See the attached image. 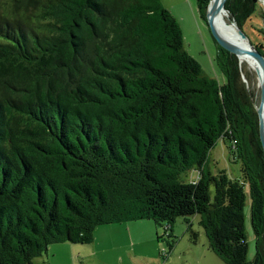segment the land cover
<instances>
[{
    "label": "trees",
    "instance_id": "trees-1",
    "mask_svg": "<svg viewBox=\"0 0 264 264\" xmlns=\"http://www.w3.org/2000/svg\"><path fill=\"white\" fill-rule=\"evenodd\" d=\"M195 2L207 22L210 0ZM257 3L228 0L226 11L244 30ZM218 49L223 85L159 0H0V264H34L52 245L93 244L98 226L144 220L171 252L179 218L194 244L199 218L225 264H264L255 90L244 57ZM219 141L239 178L212 173Z\"/></svg>",
    "mask_w": 264,
    "mask_h": 264
},
{
    "label": "rangeland",
    "instance_id": "rangeland-1",
    "mask_svg": "<svg viewBox=\"0 0 264 264\" xmlns=\"http://www.w3.org/2000/svg\"><path fill=\"white\" fill-rule=\"evenodd\" d=\"M257 1V10L251 17V19L245 24L244 31L249 36L252 44L259 50H261L259 48V45H262V49L264 51V0ZM159 2L163 7L167 8L177 20L183 34L184 48L187 53L201 65L204 75L216 80L220 85L225 84L226 79L222 74L217 62L219 53L218 46L216 45L211 36L207 22L201 17L195 0H159ZM226 12L228 13V11ZM226 20L228 22L231 21L230 15L226 17ZM263 51L261 50V52ZM244 66L245 70L252 77L251 87L255 90V101L258 103V77L256 73L248 66V64H244ZM229 157L230 155L228 148L223 144L222 141H219L210 155L209 166L212 173L216 174L219 171H226L233 179L239 178L241 175V167L239 164H234L233 162H230ZM197 177L198 172H191L189 173L187 178L185 177L184 179L187 181H192L193 179L196 180ZM244 217L245 233L249 248L248 260L253 261L256 256L257 240L251 223V202L249 198L247 199L244 208ZM198 222L199 218H192L193 229L198 232V234H201V241H204V243L207 245V237L203 228L198 225ZM184 226L186 227L183 218H179L175 226V235L178 236V238H180L181 228H184ZM112 227H115V225L98 226L95 230V241L93 244L76 246L81 249H87L89 252L92 253L94 261L90 262L89 260V263L98 264V258L96 255V253L98 252V256L100 259L105 260L106 262H108V264H115V249L112 248ZM159 232L160 235L163 234L162 230H160ZM113 236L115 238V233ZM179 243L180 240H178V244ZM158 245L165 248L163 252L169 253L168 247L166 245V240L159 241ZM200 247L201 244L199 248ZM96 248L97 252H95ZM142 252L147 255L153 254L151 249L149 248H146L142 251L140 250L139 253ZM120 253L121 252H118V254ZM180 259L181 260L174 259L172 260V262L165 261V263L164 260L161 259V264H183V258L180 257ZM131 262V264H139L138 259ZM204 264H207V262H205Z\"/></svg>",
    "mask_w": 264,
    "mask_h": 264
},
{
    "label": "crops",
    "instance_id": "crops-1",
    "mask_svg": "<svg viewBox=\"0 0 264 264\" xmlns=\"http://www.w3.org/2000/svg\"><path fill=\"white\" fill-rule=\"evenodd\" d=\"M175 226L171 235L177 239V243L173 250L168 253L167 258H164L162 253L165 248L158 245L157 235L160 233L152 221L144 220L115 224V227L111 228L112 248L115 249V264H131V261L137 259L139 264H161V259L165 263V261L172 262L174 259L181 260L180 257L183 258V264H204L205 262L207 264H225L216 254L208 250L204 241H201V234H199L197 243L194 244L189 239V233L185 226V229L181 228L180 238L175 235ZM178 240H180L179 244ZM200 244L201 247L199 248ZM76 246L79 245L70 243L52 245L47 255L35 259L34 264H91L89 260L90 262L94 261L92 253L87 249ZM146 248L151 249L153 254L139 253L140 250ZM95 250L97 252V248ZM118 252L121 253L118 254ZM96 255L98 264H108V262L99 258L98 252Z\"/></svg>",
    "mask_w": 264,
    "mask_h": 264
},
{
    "label": "water",
    "instance_id": "water-1",
    "mask_svg": "<svg viewBox=\"0 0 264 264\" xmlns=\"http://www.w3.org/2000/svg\"><path fill=\"white\" fill-rule=\"evenodd\" d=\"M227 2L228 0H210L207 9V22L209 30L216 45L220 49L229 52L230 54L236 56L238 59L240 58V56H247L253 59L257 64H259L262 70L263 84L261 87L259 100L258 103L255 105V108L257 112L258 133L264 149V51L262 49L263 52H261V50H259L252 44L249 36L245 33L244 30L239 28L235 21L232 22L238 29V36L241 38L242 44H239L229 38H226L219 33V18L221 16V13L226 10ZM244 81L246 82L245 79Z\"/></svg>",
    "mask_w": 264,
    "mask_h": 264
},
{
    "label": "bare ground",
    "instance_id": "bare-ground-1",
    "mask_svg": "<svg viewBox=\"0 0 264 264\" xmlns=\"http://www.w3.org/2000/svg\"><path fill=\"white\" fill-rule=\"evenodd\" d=\"M229 14L226 11H223L221 13V16L219 18V33L223 36H230L231 39L239 44H242V40L241 38L238 36V29L237 27L233 24L232 21H227L226 17H228ZM246 63L254 70V72L256 73L257 77H258V83H259V92L257 93V98L259 100V95H260V91H261V87L263 84V73L262 70L259 66V64H257L253 59L247 57V56H243ZM263 121H264V117H263Z\"/></svg>",
    "mask_w": 264,
    "mask_h": 264
},
{
    "label": "built area",
    "instance_id": "built-area-1",
    "mask_svg": "<svg viewBox=\"0 0 264 264\" xmlns=\"http://www.w3.org/2000/svg\"><path fill=\"white\" fill-rule=\"evenodd\" d=\"M162 255H163L164 258H167L168 253L163 252Z\"/></svg>",
    "mask_w": 264,
    "mask_h": 264
}]
</instances>
